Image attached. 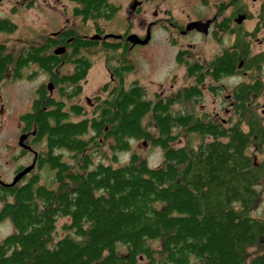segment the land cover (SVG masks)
<instances>
[{
	"label": "trees",
	"instance_id": "16d2710c",
	"mask_svg": "<svg viewBox=\"0 0 264 264\" xmlns=\"http://www.w3.org/2000/svg\"><path fill=\"white\" fill-rule=\"evenodd\" d=\"M69 1L72 15L82 23L91 21L100 38L65 26L15 52L0 42V85L6 77L21 78L22 68L35 64L47 73L52 88L40 84L29 110L19 115L29 144L42 141L44 152L37 153L35 169L16 183L0 181V222L9 218L14 228L0 240V264H264V218L251 214L256 186L264 183V159H255L264 148V121L251 108L252 97L263 87L264 51L250 48V39L261 30L264 41V0L251 30L236 22L238 16L215 24L212 35L218 41L216 31L233 40L209 60L178 49L175 61L192 83L150 97L136 79L124 85L125 74L134 70L128 58L132 44L126 40L130 23L119 38H103L97 23L111 19L119 5ZM16 28L0 17V33ZM95 46L104 51L109 80L92 97L87 116L82 105L66 100L81 93L90 67L83 51ZM59 47L64 50L54 53ZM65 64L71 66L68 73L60 72ZM237 73L247 78L229 90L234 119L171 110L177 103L201 104L206 78L218 82ZM219 89L207 86L212 94ZM179 130L202 139L196 145H174ZM130 139L159 147L161 163L150 167L136 151L122 164L93 163L92 153L105 142L115 160L116 152L130 149ZM60 149L69 152L71 161ZM43 166L53 172L54 186L40 182L36 170ZM58 218L68 221L61 225L66 233L57 237Z\"/></svg>",
	"mask_w": 264,
	"mask_h": 264
},
{
	"label": "rangeland",
	"instance_id": "374dc122",
	"mask_svg": "<svg viewBox=\"0 0 264 264\" xmlns=\"http://www.w3.org/2000/svg\"><path fill=\"white\" fill-rule=\"evenodd\" d=\"M29 0H0V17H8L17 28L11 33H0V42L12 51H16L27 42H39L44 35L53 33L58 29L68 26L76 29L80 34L92 36L96 32L91 21L82 23L79 18L74 17L71 8L74 3L69 0H34L33 5H27ZM119 5V11L108 20L99 19L97 23L104 34H121L125 31L127 23H130L128 34H135L139 38L146 36L148 40L144 44L135 43L128 51V58L134 65L132 72L126 73L124 85L136 79L144 86L147 96H151L157 91L162 94H170L182 85L192 83V79L186 77L184 67L175 61V54L178 49H188L195 59L201 62L207 61L217 54L222 46H228L233 36L227 32L220 33V41L216 39L212 32L213 25H209L206 34L194 28L183 30L192 21H206L216 16L215 20L230 16L232 19L242 15L243 10H247L252 17H243L241 24L247 30H251L256 22V13L259 0H113ZM29 6V7H28ZM12 9H14L12 11ZM173 23V26H172ZM182 29L184 32L182 33ZM180 30V31H179ZM261 30L259 35L250 39L252 52L264 51V41ZM103 50L95 46L83 51L90 60L86 80L82 84V91L66 103H77L84 107V115L89 116L92 110V97L100 93V87L109 80V74L103 65ZM71 66L68 64L60 67V72L68 73ZM22 77L12 79L6 77L0 85V181L10 182L18 166H27L31 163L32 152L20 153L18 136L20 135L21 123L19 115L29 110L30 104L35 97V90L40 84H49L51 81L46 72L40 70L37 65L29 64L21 70ZM260 77L263 87L260 93L251 99V108L263 117L264 121V63L261 67ZM247 77L237 73L223 77L218 82L206 78L203 84V96L201 104L177 103L171 110L190 109L195 113L206 112L216 120L234 119L229 99V90L237 82L245 80ZM212 84L218 86L219 92L212 94L207 90V86ZM52 89V88H51ZM56 96V91H52ZM76 117L74 119H78ZM153 133L155 129L149 128ZM179 138L174 145H196L202 138L195 133H187L179 130ZM208 140L209 137L204 136ZM30 139L28 137V144ZM130 149L116 152V159H111V151L108 141L100 149L92 153L93 163L102 161L111 165L125 163L131 151L146 160L150 167H155L162 161V152L159 147L149 143L130 139ZM31 148L38 153L44 152L43 142L31 145ZM63 158L71 161L69 152L64 149L58 150ZM256 160L264 159V148L260 153H255ZM35 168H33L34 170ZM39 174L40 182L47 186L53 183V172L46 166L36 170ZM258 197L252 207L251 214L264 218V183L257 186ZM1 205V202H0ZM68 221L67 218H58L56 223L55 236L66 233L62 228V223ZM14 230L9 218L0 222V240ZM255 247L250 250H254Z\"/></svg>",
	"mask_w": 264,
	"mask_h": 264
},
{
	"label": "water",
	"instance_id": "95a60500",
	"mask_svg": "<svg viewBox=\"0 0 264 264\" xmlns=\"http://www.w3.org/2000/svg\"><path fill=\"white\" fill-rule=\"evenodd\" d=\"M244 17V15H239L237 18H236V22L237 23H240L242 18ZM208 26H209V21L206 20V21H192L190 23H188L185 28L183 30H188L190 28H194L196 30H198L199 32H202L203 34H206L208 32ZM147 29L148 27L146 28V36L144 38H139L137 37V35L135 34H128L126 36V40H128L132 45L135 44V43H139V44H144L147 42L148 40V32H147ZM182 30V32H184ZM94 38H100L101 36L98 35V34H93L92 35ZM103 38L105 37H111V38H119L120 37V34H103L102 35ZM64 50L63 47H59V48H56L53 50L54 53H60ZM48 88L49 90H51V86L48 84ZM27 137V133H21L19 136H18V145L20 146V148L22 149H30V146L27 145L24 140L25 138ZM36 152L33 150V158H32V161L29 165L27 166H24L22 169L18 170L15 172L14 176L12 177L11 181L9 182L10 184H14L16 183L18 180H20L23 176H25L31 169L34 168L35 166V161H36Z\"/></svg>",
	"mask_w": 264,
	"mask_h": 264
},
{
	"label": "flooded vegetation",
	"instance_id": "af4514ba",
	"mask_svg": "<svg viewBox=\"0 0 264 264\" xmlns=\"http://www.w3.org/2000/svg\"><path fill=\"white\" fill-rule=\"evenodd\" d=\"M260 1L261 0H259V2H258V6H259V4H260ZM27 5H33L34 4V0H29L27 3H26ZM216 19V16H214L213 18H210V19H205V20H208L209 21V25H213L214 26V29L216 28L215 27V24L216 23H218V22H220L224 17H222L220 20H215ZM201 21V20H200ZM209 27V26H208ZM180 30H182V29H180ZM179 30V31H180ZM208 30H209V28H208ZM183 33V32H182ZM21 133H25V132H23L21 129H20V134ZM24 142L27 144V145H29L30 146V149H25L26 150V152H32V155H33V149L31 148V145L30 144H28V135H27V137L25 138V140H24ZM20 149H22V148H20ZM37 153L38 152H36V156H37ZM35 156V157H36ZM36 162V161H35Z\"/></svg>",
	"mask_w": 264,
	"mask_h": 264
}]
</instances>
